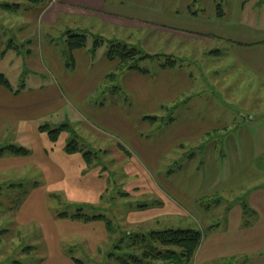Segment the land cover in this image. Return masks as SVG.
Instances as JSON below:
<instances>
[{
  "label": "crops",
  "instance_id": "0c3cea01",
  "mask_svg": "<svg viewBox=\"0 0 264 264\" xmlns=\"http://www.w3.org/2000/svg\"><path fill=\"white\" fill-rule=\"evenodd\" d=\"M234 1L237 11L231 22L223 0H206V4L198 6H194V0H49L37 19L46 35L36 45L29 44L38 54L33 58V50L29 51L28 67L27 58L17 55L19 47L9 42V31L0 20V73L10 84L9 89L0 86V137L3 129L10 128L15 140L23 134L31 149L27 156L9 153L0 157V191L5 175L26 167L48 172L47 189L39 187L29 199L23 197L25 206H19L15 215L20 228L28 229L37 221L43 241L58 240L50 228L51 218L42 213L38 219L27 210L33 199L44 208L46 191L64 181L60 167L49 160L39 129L64 124L75 117L84 120L89 130H97V135L118 138L111 139L121 143L132 157L137 156L151 175L162 176L155 181L145 169L157 188H167L166 193L179 200L171 202L172 212H197L205 228L201 229L202 242L195 264H249L257 258L264 259V184H259L264 178V119L250 114L242 126L236 117L223 121L189 115L199 93L194 75L179 65L183 49L215 42L235 43L250 51L245 63L264 80V27L245 21L251 0ZM219 3L223 18L218 16ZM256 17L255 14L254 22ZM229 25L233 30L230 34ZM69 32L86 35L85 47L70 51ZM247 33L253 37H238ZM159 37L170 40L164 47H169L167 54L178 61L176 67L160 66L144 73L123 71L118 60L108 57L109 47L105 45L111 42L143 48L147 40ZM93 39L104 43L98 47V41L93 43ZM212 55L219 57L221 53L213 51ZM26 68L28 72L22 74ZM112 74L116 78L110 79ZM107 96L111 100L107 101ZM173 106L177 109L170 123L165 124L166 132L150 137V141L146 134L154 131V125L143 118H164L163 114ZM98 126L104 127L106 133ZM155 139L158 140L154 142ZM205 142L202 150H194ZM174 154L189 163L167 175L161 167ZM6 185L16 187L11 182ZM158 220L145 216L129 222L142 226L141 233H146L147 227L152 230V226L160 224ZM103 229L106 233L107 228ZM51 255L52 252L40 264H74L69 259L63 262L58 255L50 263Z\"/></svg>",
  "mask_w": 264,
  "mask_h": 264
},
{
  "label": "rangeland",
  "instance_id": "374dc122",
  "mask_svg": "<svg viewBox=\"0 0 264 264\" xmlns=\"http://www.w3.org/2000/svg\"><path fill=\"white\" fill-rule=\"evenodd\" d=\"M223 2L225 13H230V21H234L237 11L236 2L234 0H223ZM49 3V0H40L37 3L29 0H0L1 23L9 31V42L14 41L19 47L17 55L21 58L25 57V60L27 58V67L29 51L33 50V58L38 54L34 47L32 49L28 47L29 44L36 45L39 38L44 33L46 35V30L41 27V22L37 19ZM199 3L206 4V0H194V6H198ZM255 14L256 22L253 20ZM245 21L259 28L264 27V0H251L245 11ZM228 29V34L233 32L230 30V25ZM240 36L241 39L253 37L248 33L239 34L238 37ZM16 38L18 41L15 40ZM96 40L93 39L92 42L95 43ZM168 41L170 40L161 37L153 41L147 40V46L140 49L144 54L151 56H169L167 54L169 47H164ZM105 46L109 47V44ZM182 51L180 57L183 61L179 62V65L194 75L196 91L199 93L198 98H195L196 101L192 102L193 112L189 115L223 121H230L231 118L236 117L242 126L246 124L245 118L250 114L258 119H264V80L256 77L245 63V59L251 56L250 51L229 42H215L208 46L202 44ZM213 51H219L221 55L213 56ZM164 63V59H153L140 61L138 66L144 71L154 72ZM26 71L27 68L22 74ZM108 99L111 100V97L107 96V101ZM175 109L177 108L173 106L163 114L165 121L160 117L156 121H149L154 125V131H148L146 134L149 140L150 137L155 138L166 132L165 124L170 123L168 120L173 117ZM64 124H69L71 131L62 133L57 141H53L48 132H41L50 156L49 160L60 167L64 181L58 182V186L46 191L48 200H46L47 205L44 202V208L33 199L27 210L28 213L33 212L38 219L42 213L51 218L50 228L57 234L58 240L43 241L37 221H33V225L26 229L20 228L15 220L16 212L21 205L25 206L24 196L30 198L32 192L39 187L46 186L47 189L48 172L41 173L26 167L5 175V179L3 177L5 185H2L3 189L0 191V264H40L49 257L50 252H52L50 263L55 259L54 255H58V259L63 262L69 259L74 264L78 263L73 259L84 264H118L110 257L115 253L114 244L124 234L141 233L142 226L129 221H139L145 216L158 218L160 223L152 226V230L147 227L146 233L185 229L204 230L205 226L200 225L197 212L194 214L188 210L190 213L188 215L184 213L185 209H178L177 213L172 212L171 202L179 203V200L166 193L167 188L163 186L157 188L154 180L161 179L162 176L151 175V171L145 168L137 156L132 157L121 150L119 146L122 144L111 139L116 137L97 135V130L93 128L89 130L84 120L79 121L75 117H71L70 122ZM64 124L52 125L51 130L59 129ZM103 129L105 130L104 127L99 128L106 133ZM17 141L12 129H3L0 150L15 146L18 149L31 151L23 134H19ZM75 142L83 152L69 157L68 153L66 154L67 148L70 144L75 145ZM198 148L197 146L194 150L198 151ZM86 153L93 154L90 163H84ZM263 161L264 159L261 163ZM44 162L54 168L48 161L44 160ZM188 163L189 160L174 154L169 156L163 165L161 164V171L169 175ZM145 169L150 176L154 175V180L149 178ZM10 182L16 185L14 189L7 188L6 183ZM261 183L264 184V178L259 180V184ZM80 210L83 215L103 216L106 221L96 223V221L58 219L62 214L71 217ZM197 210L199 211L198 208ZM107 223H110V228L105 233L103 226L106 229ZM192 264H195V260ZM249 264H264V259L257 258Z\"/></svg>",
  "mask_w": 264,
  "mask_h": 264
},
{
  "label": "trees",
  "instance_id": "16d2710c",
  "mask_svg": "<svg viewBox=\"0 0 264 264\" xmlns=\"http://www.w3.org/2000/svg\"><path fill=\"white\" fill-rule=\"evenodd\" d=\"M37 3L40 0H29ZM219 1V0H215ZM218 16L223 18V8L221 4H217ZM69 48L70 51L74 49L84 48L87 42L86 35H76L75 32H69ZM103 41L97 42V46L103 45ZM108 57L111 60H118L120 70H137L141 73L145 71L140 69L138 64L140 61L164 59L165 63L162 64L163 68H173L178 65V61L172 56H151L144 54L138 47H132L124 43H109ZM116 78L115 74L110 76V79ZM0 86L10 88L8 80L3 74L0 73ZM159 117L151 118L145 117L143 121H156ZM165 121V119H161ZM170 120V119H169ZM41 132H48L53 141H57L58 137L64 133L71 131L69 124L62 125L59 129L51 130L50 126H43L39 129ZM206 146L202 144L198 150H202ZM121 150H125L123 146H119ZM10 153L17 156H27L29 152L24 149H18L15 146L8 149L0 150V157L5 153ZM67 152L75 154L83 152L78 143L70 144ZM127 152V151H126ZM93 154H84L86 162H91ZM62 218L67 217L66 214L60 215ZM75 220L90 221H106L103 216L89 217L78 211L75 215L71 216ZM107 230L109 231L110 223H107ZM203 233L197 229L187 230H166L161 232H148V233H130L124 234L118 242L114 244L115 253L110 255L115 259L118 264H192L195 260L196 254L202 242ZM76 263H78L75 260Z\"/></svg>",
  "mask_w": 264,
  "mask_h": 264
}]
</instances>
